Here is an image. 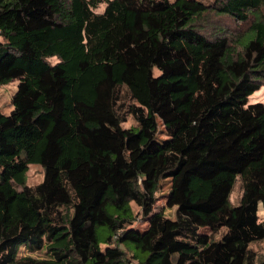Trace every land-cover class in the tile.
<instances>
[{"label":"trees","instance_id":"1","mask_svg":"<svg viewBox=\"0 0 264 264\" xmlns=\"http://www.w3.org/2000/svg\"><path fill=\"white\" fill-rule=\"evenodd\" d=\"M263 7L0 0V87L19 81L0 111V264H264ZM167 180L175 219L155 208Z\"/></svg>","mask_w":264,"mask_h":264},{"label":"rangeland","instance_id":"2","mask_svg":"<svg viewBox=\"0 0 264 264\" xmlns=\"http://www.w3.org/2000/svg\"><path fill=\"white\" fill-rule=\"evenodd\" d=\"M174 1V0H172ZM201 2H204L207 5H210L214 2V0H198ZM105 10V5H101L96 12L97 13H103ZM259 17L264 18V7L256 12ZM215 22L219 21L223 26H225L229 31H240V30H245L249 24H237L235 21H233L230 18H219L217 19L214 17ZM253 20V18H252ZM211 30V29H210ZM52 64L57 63V59H51L49 60ZM158 73V71H156ZM156 73V74H157ZM19 81L15 80L13 82H10L7 85L1 86L0 87V111L5 114L9 115L12 110H13V96L16 94L17 89H18ZM250 104H255V103H264V86L254 93L250 99H249ZM136 125L135 120L132 117H129L127 120V123L124 124V127L126 128H131ZM165 139H167V135L164 131V128L160 126V129L158 131V134L152 139L151 143L149 144V147L151 149H155L158 144L162 143ZM44 181V170L40 165L32 164L29 166V170L27 172V185L31 187H35L39 184H41ZM162 190L160 194L157 196L156 199V204L155 208L156 211H162L164 212L165 216L171 219L176 218V208H169L167 205V196L170 192L171 189V183L170 180L163 181L162 182ZM240 196V185H236L234 192L232 194V200L234 202H237ZM262 208V207H261ZM132 209L134 211V214L137 218V221L135 222L134 226L138 230H144L148 227V219L145 218L143 215V211L140 207H138L136 204L132 203ZM261 218H264V212L260 213ZM203 233L210 234L211 231L204 229L202 230ZM222 234V231L218 234H216V238H219ZM122 249L128 253V257H130L131 253L126 250V247L122 246ZM250 249L256 254L257 259L263 260L264 259V240L254 243L250 246ZM32 256L34 258H42L44 255L43 253H35V254H29L26 251H22L21 256ZM133 264H138V262L134 261Z\"/></svg>","mask_w":264,"mask_h":264}]
</instances>
